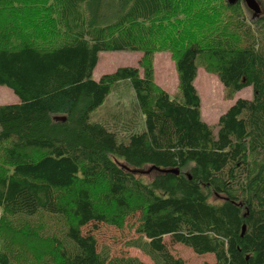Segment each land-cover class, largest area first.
I'll list each match as a JSON object with an SVG mask.
<instances>
[{
  "label": "trees",
  "instance_id": "obj_1",
  "mask_svg": "<svg viewBox=\"0 0 264 264\" xmlns=\"http://www.w3.org/2000/svg\"><path fill=\"white\" fill-rule=\"evenodd\" d=\"M10 1L0 0V9L30 14L8 13L23 25L19 46L0 32V86L20 100L0 106L1 162L8 168L0 172V211L12 223L54 219L58 231L43 264H109L96 238L83 234L108 221L96 194L119 210L139 200L137 233L155 264H185L167 248V236L196 255H214L216 264H264V16L254 17L255 30L241 17L232 33L216 34V13L204 0H56L63 35L54 30L44 44L32 35L42 22L30 21L40 2ZM242 1L226 2L227 10L239 11ZM185 7L190 20L172 32L163 27L162 19ZM156 38L177 44L179 99L155 84ZM106 52H144V74L123 67L96 81ZM202 58L216 64L230 98L253 90V99H239L216 127L203 120L195 87ZM120 85L135 91L144 124L120 111L96 116ZM147 166L180 173L157 171L146 184L134 171ZM207 191L225 200L212 204ZM0 264H14L1 248Z\"/></svg>",
  "mask_w": 264,
  "mask_h": 264
},
{
  "label": "rangeland",
  "instance_id": "obj_2",
  "mask_svg": "<svg viewBox=\"0 0 264 264\" xmlns=\"http://www.w3.org/2000/svg\"><path fill=\"white\" fill-rule=\"evenodd\" d=\"M10 1V0H8ZM22 1L24 5L36 4V0H11L9 4ZM40 3L35 10L37 12L32 13L30 21H41L42 28H36L32 35L40 38V41L44 44L49 41L46 37L50 32L54 30L58 33V36L63 35V29L58 23L56 8V0H37ZM189 1V0H188ZM229 0H219L217 3L211 2V0H204L207 2V8H212L216 13V22L214 23L217 29L216 34L221 32L232 33L234 28L239 26L237 22L238 18L244 17L248 25H252V29L255 30L256 18L254 13L247 8L244 0L241 4V9L227 10L226 2ZM211 2V3H210ZM237 2H240L238 0ZM262 9L264 16V0H257ZM19 3V2H18ZM21 6V4L19 3ZM10 6V7H8ZM4 9H0V32L6 34H13L11 38L13 47L19 46V40L24 38V31L21 33L23 25L18 24V20H15V25L11 23L13 15L8 13H16V16L22 18L26 16V12H29L28 8L22 9V7L11 5H5ZM6 8V9H5ZM185 7L173 16H169L161 20V23L169 27L172 32L171 26L176 23L181 24L183 21L190 20L191 9ZM21 9V10H20ZM33 10V9H31ZM193 10V9H192ZM15 16V17H16ZM24 23V22H22ZM185 23L182 26H185ZM34 27V24H33ZM31 28V27H30ZM50 30V31H49ZM187 30V29H185ZM187 33L186 31H183ZM176 34V33H175ZM40 35V37H39ZM182 36H180L181 38ZM55 38V37H53ZM42 39V40H41ZM190 40V39H189ZM157 43V46H152L153 50V68L155 75V84L158 87V91H164L168 93L172 98L179 99L181 97L179 91V77L176 68V48L177 44L173 46L169 45L167 39H163V43L157 38L153 39ZM144 52H106L100 56V63L95 71V79L113 74L119 68L123 67H135L140 70L143 75L145 67L141 66V61L144 58ZM141 63V64H140ZM120 89H114L110 94L104 105L97 112V117L107 119V116L116 113L118 111L122 114H126V117L130 116L138 122H143L144 118L136 109V94L133 89H129L127 85H120ZM195 87L201 97V113L203 120L216 127L219 117L224 114L230 107H232L239 99L252 100L253 90L247 88L238 94H235L233 98H230L226 94L224 86L219 80L216 73V64L214 65L210 60L202 58L198 61V77L195 81ZM18 98L14 92L6 87L0 86V106L10 105L18 103ZM217 132V130H215ZM32 155L37 156L38 153L31 152ZM1 149H0V172L8 170L3 166L1 162ZM157 170L150 166L139 170V179L144 183L149 184L156 175ZM209 195V202L212 204H218L225 200V197L216 195L207 191ZM98 206L107 213L108 221L100 224H90L83 228V234L93 235L97 240L98 250L100 252H106L109 257V264H117L119 261L135 258L143 264H155L153 259L143 249L147 240L141 237L137 233V228L141 220V212L138 208L140 204L139 200L132 199L128 209L119 210L117 207H107L100 196L96 194L94 197ZM57 224L53 218H40L33 220L31 223L25 222H9L3 219L2 211H0V248L8 252L12 258L14 264H43L46 260V256L52 247L53 236L57 233ZM164 243L167 248L176 258L182 259L185 264H216L215 256L212 254L196 255L191 248L174 243L172 238L167 236L164 238Z\"/></svg>",
  "mask_w": 264,
  "mask_h": 264
},
{
  "label": "water",
  "instance_id": "obj_3",
  "mask_svg": "<svg viewBox=\"0 0 264 264\" xmlns=\"http://www.w3.org/2000/svg\"><path fill=\"white\" fill-rule=\"evenodd\" d=\"M238 0H229V4L230 5H235L237 3ZM244 2L246 3L247 7L249 10H251L254 13L255 17H259L262 14V9L260 4L257 2V0H244ZM64 120V118L62 119ZM65 121V120H64ZM153 169L159 171V172H163V173H172L175 175H179V170H161L158 168L153 167ZM135 173H137L138 171H134ZM246 230V226L243 227V234L245 233Z\"/></svg>",
  "mask_w": 264,
  "mask_h": 264
},
{
  "label": "crops",
  "instance_id": "obj_4",
  "mask_svg": "<svg viewBox=\"0 0 264 264\" xmlns=\"http://www.w3.org/2000/svg\"><path fill=\"white\" fill-rule=\"evenodd\" d=\"M101 54H102V53H101ZM101 54H100V56H101ZM99 63H100V61H99ZM99 63H98V65H99ZM97 67H98V66H97ZM97 67H96V69H97ZM96 69H95V71H96ZM94 75H95V72H94ZM94 79H95V77H94ZM100 79H101V77H100ZM100 79L98 78L97 80H96V79H95V80H96V81H99ZM17 98H18V97H17ZM18 101L20 102L19 98H18ZM19 102H18V103H19ZM15 104H17V103H15ZM230 108H231V107H230ZM230 108H229V109H230ZM229 109H228V110H229ZM228 110H227V111H228ZM227 111H226V112H227ZM226 112H225V113H226ZM225 113H224V114H225ZM222 115H223V114H222ZM222 115H221V116H222ZM221 116H220V117H221ZM220 117H219V119H220ZM219 119H218V122H219Z\"/></svg>",
  "mask_w": 264,
  "mask_h": 264
}]
</instances>
